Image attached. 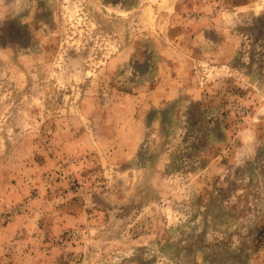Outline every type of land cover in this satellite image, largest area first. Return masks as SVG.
Segmentation results:
<instances>
[{
  "label": "rangeland",
  "instance_id": "1",
  "mask_svg": "<svg viewBox=\"0 0 264 264\" xmlns=\"http://www.w3.org/2000/svg\"><path fill=\"white\" fill-rule=\"evenodd\" d=\"M28 4L0 22V264H264V0Z\"/></svg>",
  "mask_w": 264,
  "mask_h": 264
},
{
  "label": "clouds",
  "instance_id": "2",
  "mask_svg": "<svg viewBox=\"0 0 264 264\" xmlns=\"http://www.w3.org/2000/svg\"><path fill=\"white\" fill-rule=\"evenodd\" d=\"M29 9L28 0H0V22L9 17L18 16L21 12ZM254 138H247L243 141L242 152L249 153L254 147Z\"/></svg>",
  "mask_w": 264,
  "mask_h": 264
}]
</instances>
